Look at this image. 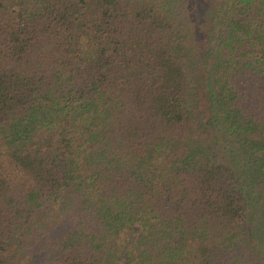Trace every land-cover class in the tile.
Instances as JSON below:
<instances>
[{
	"label": "trees",
	"instance_id": "1",
	"mask_svg": "<svg viewBox=\"0 0 264 264\" xmlns=\"http://www.w3.org/2000/svg\"><path fill=\"white\" fill-rule=\"evenodd\" d=\"M0 264H264V0H0Z\"/></svg>",
	"mask_w": 264,
	"mask_h": 264
}]
</instances>
